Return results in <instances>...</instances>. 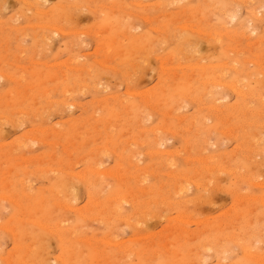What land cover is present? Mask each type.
Segmentation results:
<instances>
[{"label":"rangeland","instance_id":"rangeland-1","mask_svg":"<svg viewBox=\"0 0 264 264\" xmlns=\"http://www.w3.org/2000/svg\"><path fill=\"white\" fill-rule=\"evenodd\" d=\"M36 2L0 0V264H264V0Z\"/></svg>","mask_w":264,"mask_h":264},{"label":"bare ground","instance_id":"bare-ground-1","mask_svg":"<svg viewBox=\"0 0 264 264\" xmlns=\"http://www.w3.org/2000/svg\"><path fill=\"white\" fill-rule=\"evenodd\" d=\"M44 1V0H43ZM37 2H39V0H37ZM36 2V3H37ZM40 6V5H39ZM231 10V9H230ZM228 11V10H227ZM235 13V12H234ZM225 15V14H224ZM238 20V19H237ZM234 21V20H233ZM236 22V21H235ZM229 23V22H228ZM53 28V27H52ZM54 29V28H53ZM192 29V28H191ZM58 30V29H57ZM59 32H60V29H59ZM210 36V35H209ZM106 66V65H105ZM228 75V74H227ZM218 84H219V82H218ZM221 84V83H220ZM233 91V90H232ZM235 91V90H234ZM240 92V91H239ZM259 94V93H258ZM239 95V94H238ZM260 95V94H259ZM258 95V96H259ZM261 95H262V93H261ZM261 98V97H260ZM259 99V98H258ZM262 100V99H261ZM68 104V103H67ZM234 147V146H233ZM159 149V148H158ZM158 152V151H157ZM160 152V151H159ZM170 164V163H169ZM100 172V171H99ZM81 177V176H80ZM75 193V192H74ZM73 193V194H74ZM77 194V193H76ZM75 195V194H74ZM75 196H77V195H75ZM74 197V196H73ZM239 201V200H238ZM124 202V201H123ZM120 204V203H119ZM77 209V208H76ZM121 209V208H120ZM115 210V209H114ZM75 211V210H74ZM120 211V210H119ZM123 211V210H122ZM83 218V217H82ZM85 218V217H84ZM174 218V217H173ZM125 220V219H124ZM9 230V229H8ZM71 233V232H70ZM14 235V234H13ZM50 237V236H49ZM107 242V241H106ZM105 242V243H106ZM244 250H246V249H244ZM245 253V252H244ZM246 254V253H245ZM250 254V253H249ZM249 254H248V256H249ZM244 255V254H243ZM250 257H252V255L250 256ZM32 262H33V260H32Z\"/></svg>","mask_w":264,"mask_h":264}]
</instances>
